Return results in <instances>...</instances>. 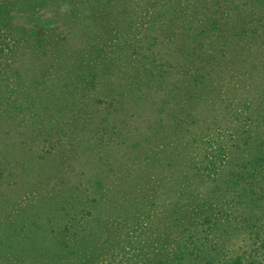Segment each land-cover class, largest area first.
Listing matches in <instances>:
<instances>
[{"label": "rangeland", "instance_id": "1", "mask_svg": "<svg viewBox=\"0 0 264 264\" xmlns=\"http://www.w3.org/2000/svg\"><path fill=\"white\" fill-rule=\"evenodd\" d=\"M243 101L264 0H0V264H161Z\"/></svg>", "mask_w": 264, "mask_h": 264}, {"label": "trees", "instance_id": "2", "mask_svg": "<svg viewBox=\"0 0 264 264\" xmlns=\"http://www.w3.org/2000/svg\"><path fill=\"white\" fill-rule=\"evenodd\" d=\"M258 104L243 101L237 124L218 129L211 142L200 140L198 148H213L203 168L191 169L196 199L188 203V214L176 211L157 226L148 245L152 261L264 264V101Z\"/></svg>", "mask_w": 264, "mask_h": 264}]
</instances>
